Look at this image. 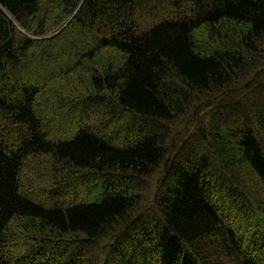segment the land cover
Listing matches in <instances>:
<instances>
[{"label":"trees","instance_id":"obj_1","mask_svg":"<svg viewBox=\"0 0 264 264\" xmlns=\"http://www.w3.org/2000/svg\"><path fill=\"white\" fill-rule=\"evenodd\" d=\"M0 264H264V0H0Z\"/></svg>","mask_w":264,"mask_h":264}]
</instances>
